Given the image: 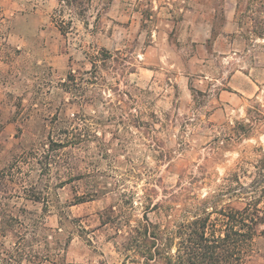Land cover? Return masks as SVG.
Here are the masks:
<instances>
[{
	"label": "rangeland",
	"instance_id": "obj_1",
	"mask_svg": "<svg viewBox=\"0 0 264 264\" xmlns=\"http://www.w3.org/2000/svg\"><path fill=\"white\" fill-rule=\"evenodd\" d=\"M238 1L240 30L222 42V55H174L151 64L140 52L163 22V0L160 10H152L153 0H0V206L30 241L19 245L0 233V264H19L12 259L22 254L23 264H122L115 229L102 223L108 219L102 212L123 204L120 190L142 192L148 177L161 191L183 183L201 196L221 191L223 205L243 204L240 183L253 181L264 153V0ZM179 19L177 11L175 25ZM213 20L220 30L223 12ZM100 48L128 57L124 64L133 69L120 76V60L115 72H103L132 97L118 101L116 87L104 93L116 115L105 127L117 129L120 139L110 149H61L60 169L41 175L37 157L76 109L66 105L70 96L61 82L70 70L90 69ZM88 112L94 110L87 106ZM137 112L157 122L158 146L131 137L128 116ZM77 168L90 173L79 175ZM95 183L104 193L77 202ZM43 187L45 198L34 199ZM19 221L26 226L20 229ZM246 262L264 264V233Z\"/></svg>",
	"mask_w": 264,
	"mask_h": 264
},
{
	"label": "trees",
	"instance_id": "obj_2",
	"mask_svg": "<svg viewBox=\"0 0 264 264\" xmlns=\"http://www.w3.org/2000/svg\"><path fill=\"white\" fill-rule=\"evenodd\" d=\"M120 60L122 70L119 75L124 76L126 72L133 70L128 64H124L128 57L106 48L99 49L91 60L90 69L83 72L70 70L67 73L61 86L70 96L66 105L76 109L72 110V117L66 118L68 125L60 127L61 133L57 137L50 135L44 147L47 150L37 157L41 175H52L54 166L60 169L61 149L78 146L85 149H110L113 139H120L117 129L105 127L115 120L116 115L115 105L111 100H106L104 93L107 88L114 90L116 87L115 90H120L117 100L125 101L126 96L130 95L129 90L120 89V80L113 87V83H107L103 76L104 70L115 72L114 68ZM98 99L106 106L107 113L99 108ZM128 99L132 97L128 96ZM87 106L94 113L84 114ZM156 123L155 120L144 119L141 113H130L128 132L133 138L150 140V143L158 146ZM108 133L111 137L106 139ZM76 172L82 176L90 173L79 171L78 168ZM132 172L135 177L137 173ZM251 175L253 181L248 186L244 187L240 183V199L243 200L240 206L220 203L218 196L221 191L201 196L189 184L182 183L161 191L156 178L153 180L152 177L147 178L150 181L143 185L142 192L135 189L120 190L123 204L117 209L114 205L105 209L102 218L106 215L108 219H103L102 223H111L115 229L114 245L122 257V264H248L246 256L255 237L264 233V229L260 228L264 224V153ZM104 190L105 188L102 189L95 183L77 202L94 199L104 193ZM44 192L43 187L35 190L32 196L41 200L42 197L45 198ZM138 209H141L142 215L136 217L134 213ZM3 211L0 206V213L3 214L0 219L1 235H11L19 245L29 243L26 237L20 236V230L11 222L14 218L5 216ZM152 213L156 219L150 217ZM29 218L35 221L32 224L38 226V217ZM19 223L20 229L26 226L22 221ZM18 258L12 260L23 264L24 259H27L24 254ZM3 260L5 257L0 251V261Z\"/></svg>",
	"mask_w": 264,
	"mask_h": 264
},
{
	"label": "crops",
	"instance_id": "obj_3",
	"mask_svg": "<svg viewBox=\"0 0 264 264\" xmlns=\"http://www.w3.org/2000/svg\"><path fill=\"white\" fill-rule=\"evenodd\" d=\"M153 2L152 10L164 7L159 8L162 0ZM163 3L166 5L163 22L154 26L152 39L140 52L151 64H159L174 55L190 59L222 55L226 47L222 42L228 41L226 37L240 30L238 0H163ZM201 10L211 13L208 16L203 13L204 17L199 21ZM177 11L181 20L175 25L173 14ZM218 11L223 12L220 30H217L213 20ZM150 17H154L153 13Z\"/></svg>",
	"mask_w": 264,
	"mask_h": 264
}]
</instances>
